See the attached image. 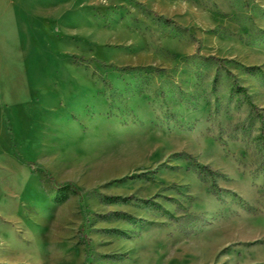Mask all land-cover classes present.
<instances>
[{
  "label": "rangeland",
  "instance_id": "1",
  "mask_svg": "<svg viewBox=\"0 0 264 264\" xmlns=\"http://www.w3.org/2000/svg\"><path fill=\"white\" fill-rule=\"evenodd\" d=\"M0 264H264V0H0Z\"/></svg>",
  "mask_w": 264,
  "mask_h": 264
},
{
  "label": "trees",
  "instance_id": "2",
  "mask_svg": "<svg viewBox=\"0 0 264 264\" xmlns=\"http://www.w3.org/2000/svg\"><path fill=\"white\" fill-rule=\"evenodd\" d=\"M166 21L169 22L170 20L166 19ZM173 24H175L176 26H179L176 23H173ZM28 164L31 165V166H35L34 163H28ZM71 189L78 195V202L81 204L82 203V196L78 193V191H77V189L75 187H71ZM85 225H86V222L85 221H83L81 223V225H80L79 234L81 236H85V234H86Z\"/></svg>",
  "mask_w": 264,
  "mask_h": 264
}]
</instances>
